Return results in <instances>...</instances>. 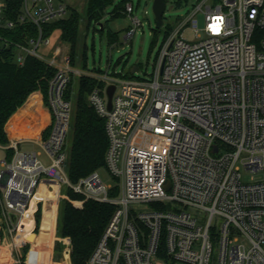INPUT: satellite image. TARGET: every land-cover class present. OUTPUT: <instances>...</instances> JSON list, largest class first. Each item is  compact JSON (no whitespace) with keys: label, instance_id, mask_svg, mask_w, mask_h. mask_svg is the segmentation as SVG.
<instances>
[{"label":"built area","instance_id":"2783aa9c","mask_svg":"<svg viewBox=\"0 0 264 264\" xmlns=\"http://www.w3.org/2000/svg\"><path fill=\"white\" fill-rule=\"evenodd\" d=\"M8 2L0 0V29L29 24L38 32L28 46L16 45L17 62L29 54L57 69L48 98L51 130L40 152L23 150L21 141L0 145L13 152L0 160V207L15 263L38 264L29 261L34 245L21 233L39 188L53 181L85 202L115 207L87 264H264V0H200L168 34L148 80L85 71L103 84L88 102L105 120V167L116 186L100 171L73 183L67 171L66 90L81 72L71 65L66 44L51 58L38 50L51 45L53 35L45 37L44 27L67 17L68 1L23 0L17 21L6 18ZM124 13L135 26L128 42L143 24L133 16V3ZM199 13L204 37L194 19ZM190 24L195 43L183 37ZM243 170L263 179L244 182Z\"/></svg>","mask_w":264,"mask_h":264},{"label":"trees","instance_id":"16d2710c","mask_svg":"<svg viewBox=\"0 0 264 264\" xmlns=\"http://www.w3.org/2000/svg\"><path fill=\"white\" fill-rule=\"evenodd\" d=\"M115 0H89L87 5V18L89 26L92 22L101 24L107 6ZM124 0L114 11L113 17L126 15ZM23 0H9L6 18L17 21ZM61 32V40L71 45V65L75 61V53L79 41V17L71 8L69 16L44 27V36L50 37L55 32ZM0 145L10 143L6 133V126L12 116L23 107L31 94L41 92L44 103L49 106L50 82L55 77L57 69L39 60L33 55H26L24 63L17 62V44L28 46L30 39H37V28L29 24H18L13 30L0 29ZM110 43L118 41L116 35L109 37ZM85 69L88 67L85 63ZM101 74L97 70L93 71ZM103 73V72H102ZM66 90V99L71 97L70 87ZM102 87L97 78L84 76L81 78L77 98L76 114L73 124V141L69 150L67 171L73 183L94 173L101 171L106 165V152L108 149V136L105 120L98 115L94 107L87 101L88 95L96 88ZM35 98H32L33 102ZM52 117V115H51ZM18 115L14 118L16 120ZM52 124V123H51ZM51 125L45 130L43 138L50 133ZM12 151L7 157L11 159ZM73 199L81 198L69 191ZM115 207L93 200L86 201L81 208H77L69 201L62 206V223L60 235L70 241L73 264H87L92 253L102 238L113 214ZM41 217V211L37 219Z\"/></svg>","mask_w":264,"mask_h":264},{"label":"rangeland","instance_id":"374dc122","mask_svg":"<svg viewBox=\"0 0 264 264\" xmlns=\"http://www.w3.org/2000/svg\"><path fill=\"white\" fill-rule=\"evenodd\" d=\"M71 5V8L77 13L79 17V41L75 53V61L73 68L81 72L80 75H72L71 85L69 87L71 97L67 99L71 103V121L70 129L66 139V150L72 147L73 141V124L76 114L77 98L80 89L81 78L84 76H89L86 71L85 63L88 67V71H101L103 73L110 72V74L115 73L120 80H148L155 72L158 60L162 49L168 42L169 33L171 30H176L179 24L183 21L188 20L194 12L195 6L200 0H166L167 9L164 14V25L162 28L157 27L156 17L153 11L154 0H129V2L134 5L133 16L137 17L143 24V27L137 28V32L128 42L125 40V36L130 29L135 28L131 16L120 15L113 17L114 11L120 6L124 0H115L113 3L109 4L105 10V15L102 18L101 24L104 26V31H102L101 25L96 22H92L89 26L87 18V5L89 0H67ZM69 16V14L67 15ZM198 22V29L200 35H203V28L205 26L204 15L199 13L194 17ZM183 37L190 43H195L198 41L196 32L194 31L192 25L186 26L183 31ZM116 35L118 41L114 44L110 43V36ZM51 45L49 47L41 46L38 53L45 56L46 58H51L54 49L58 44L67 45L68 52H71L70 43H63L61 40V32L57 31L53 34L50 39ZM133 68H138L139 71L132 74ZM39 92V91H38ZM43 95V94H42ZM88 101V99H87ZM49 108V106H48ZM39 150V147H37ZM6 157L5 151L0 148V160ZM243 181L247 183H252L254 181H261L263 175H252L250 173H245ZM102 180L112 186H116L117 183L112 179L106 167L100 171ZM51 182V181H50ZM49 182H44L43 186ZM52 183V182H51ZM0 194H3V190L0 189ZM40 199L46 200L45 212L43 226L40 235L27 234L25 240L29 236H35L33 243V250L29 255V261L31 263H36L39 255H44L45 264H50L51 253H52V242L56 237L58 240L55 241V252L54 260L59 264H66L64 260V251L67 247L66 240H64L60 235L61 223H62V206L65 201H69L77 208H81L85 201L82 198H71L67 187L62 188V200L60 201L59 218L57 221V235L55 236V222L57 218V207L59 200L58 187L55 194L46 195L41 190L35 202L33 203V208L36 207V202ZM82 204V206H80ZM32 208V209H33ZM37 220V230L40 233L42 216ZM32 226V215L29 212L24 220V234L26 230H29ZM54 235V236H53ZM55 237V238H54ZM2 239H6L1 234ZM41 238L45 239V244L43 249H39L37 243H41ZM20 242H23L21 239ZM42 245V244H41ZM28 248L20 251V256L25 259L27 256ZM16 254V253H15ZM17 257V255H16Z\"/></svg>","mask_w":264,"mask_h":264},{"label":"crops","instance_id":"0c3cea01","mask_svg":"<svg viewBox=\"0 0 264 264\" xmlns=\"http://www.w3.org/2000/svg\"><path fill=\"white\" fill-rule=\"evenodd\" d=\"M70 5V4H69ZM71 7V5H70ZM32 98H35L33 102H31ZM18 115V118L14 120V118ZM52 123V117L51 112L49 108L44 103V98L41 92H35L30 95L26 103L23 105L22 108H20L10 119L9 123L6 126V133L8 135V139L10 142L12 141H21V148L23 150H33L38 151L37 147H39V142L43 140V135L45 130L51 125ZM5 151V150H4ZM5 155H7V152L5 151ZM46 182V181H45ZM48 184L41 185L39 188V191L37 193V196L39 195L40 191L42 190L46 195L55 194L57 187H58V193H59V200H58V207H57V218L55 222V229L54 233L55 236L57 235V221L59 218V210H60V201L62 200V187L58 186L53 181H47ZM44 183V182H43ZM36 196V198H37ZM35 198V199H36ZM35 202V200H34ZM33 202V203H34ZM45 206H46V200L40 199L36 202V207L30 210V213L32 215V226L29 230H26V234H34V235H40L41 229L43 226V220H44V212H45ZM41 211L42 216V222H41V228L40 233L38 234L37 228V214ZM2 210L0 207V264H16L14 261V258L16 254L14 251H12L11 244L9 239H2L1 234L6 231V227L2 225ZM54 236V235H53ZM55 238V237H54ZM58 240L56 237L53 239L52 242V253H51V263L57 264L58 262H55L54 260V252H55V241ZM45 239L41 238V243H37L39 249L44 248ZM42 244V245H41Z\"/></svg>","mask_w":264,"mask_h":264},{"label":"water","instance_id":"95a60500","mask_svg":"<svg viewBox=\"0 0 264 264\" xmlns=\"http://www.w3.org/2000/svg\"><path fill=\"white\" fill-rule=\"evenodd\" d=\"M167 9V3L166 0H154L153 4V11L156 17V23L158 28H162L164 25V14ZM139 71L138 68H133L131 71L132 74H135ZM115 92V86H110L107 89V95H108V107L111 109L112 106V98ZM13 223L16 222V216L10 215ZM72 250L71 248H66L64 251V260L66 264H73L72 263V256H71Z\"/></svg>","mask_w":264,"mask_h":264},{"label":"bare ground","instance_id":"6f19581e","mask_svg":"<svg viewBox=\"0 0 264 264\" xmlns=\"http://www.w3.org/2000/svg\"><path fill=\"white\" fill-rule=\"evenodd\" d=\"M34 239H35V236H34V235H33V236H29V237L27 238V241H29V242H34ZM36 263H38V264H45L44 255H43V254H40V255H39V258H38V260H37ZM65 263H66V262H65Z\"/></svg>","mask_w":264,"mask_h":264}]
</instances>
